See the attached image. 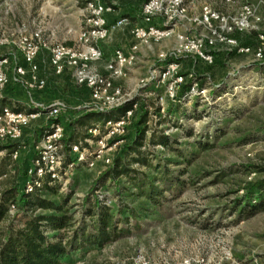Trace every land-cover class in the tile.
Listing matches in <instances>:
<instances>
[{"label":"rangeland","instance_id":"1","mask_svg":"<svg viewBox=\"0 0 264 264\" xmlns=\"http://www.w3.org/2000/svg\"><path fill=\"white\" fill-rule=\"evenodd\" d=\"M3 1L0 0V4ZM7 1V17L14 20L21 18L26 11L21 5L25 0ZM38 1L29 0V10L32 19L39 23L42 14L41 8L36 7ZM60 1L63 12L72 13L79 20L78 35L92 27L84 1ZM148 1H142L137 7L140 20L132 26V32L136 28H143L168 30L171 35L162 39L150 36L145 41L137 40L133 35L134 41L129 44V52L125 54L127 57L132 55L134 59L125 68L124 75L114 81L116 86L122 88L125 100L138 103V109L130 121L105 139L103 145H99L100 140L97 139L104 136L85 130L88 138L83 147L92 154L101 150L102 157L93 168L84 167L82 170L77 166L67 170V181H62L59 187L63 194H73L70 204H83V200L96 187L94 185L99 176L111 166L124 147L134 141L137 131L145 128V125H140L145 115L149 118L146 126L151 128L147 137L151 136L152 130L158 136L167 135L177 142L178 149L189 154L191 162L186 164L173 151L162 146L152 148L161 163L170 162L168 168L176 172L174 175L180 176L183 169L188 171L181 177V181L187 185L167 193L166 202L157 206L147 199L131 195V192L117 193L108 181L95 192V196L99 203L112 210L111 214L130 220V234L101 247H85L62 258L63 263L264 264V210L241 218L240 210L237 211L241 205L243 208L264 203V60L259 62L252 54H241L231 47L214 45L204 47L212 58L209 64L196 52H184L182 41V37L195 41L208 36L206 28L199 23L205 9L233 24L242 19V8L247 4L257 6L263 15L261 0H163L159 11L150 19L145 16ZM103 3L111 9L104 16L107 37L98 43L104 53L102 45L109 39L111 28L129 26L130 22L128 20L126 24L116 26L120 21L127 20L119 17L123 11L121 6L115 0H103ZM183 9L184 13L181 12ZM111 15L119 17L113 24H110ZM49 34L46 35L44 31V38L67 45L66 36L57 39L49 37ZM261 34H264V18L257 28L236 33L234 37L242 46L254 47ZM0 49L9 56L17 55L14 47L0 45ZM116 50L124 52L122 49ZM42 52L48 53L47 50ZM98 62L96 66L102 70ZM171 64L177 65L178 69L164 77ZM180 76L183 79L178 83ZM70 80L68 84L59 82V91L50 93L47 102L38 97L47 89V80L44 90L30 93L21 85L10 84L0 91V99L19 86L22 89L20 100L29 108L37 104L60 109L56 121L65 128L66 139L73 130L70 126L82 115L100 114V104L94 101L91 92L75 85L72 75ZM192 88L195 92H192ZM76 93L77 97L81 96L78 100L72 97ZM126 109L117 108L106 112L105 116L118 117ZM42 116L43 123L39 122L36 127H45V132L50 121L48 116ZM33 140L30 134L17 143L20 147L30 144L17 156L20 168L16 170L19 172L16 175L19 174L21 179L26 177L25 182L15 185L20 195L27 182V171L32 168L24 167L21 163L28 149H32ZM199 141L208 144V149L197 145ZM67 148L65 153L69 151ZM72 155L65 162V168L76 160ZM142 171L156 176L152 170L143 168ZM118 184L124 187L125 179L119 178ZM10 185L1 184V188L8 189ZM40 193L46 200L59 203L57 197ZM128 209L135 210L136 216H130ZM120 210L121 215L118 213ZM51 213L39 210L35 214ZM21 216L17 206L10 211V219L3 226L10 221L19 224Z\"/></svg>","mask_w":264,"mask_h":264},{"label":"built area","instance_id":"2","mask_svg":"<svg viewBox=\"0 0 264 264\" xmlns=\"http://www.w3.org/2000/svg\"><path fill=\"white\" fill-rule=\"evenodd\" d=\"M86 3V11L89 14V23L92 27L84 30L78 35V41L73 46L65 43L53 42L44 38V27L40 23L32 31L26 26H20L12 33H7L0 26V45L14 47L18 55L0 57V91L6 86L16 83L24 87L29 93L33 90H44L46 81L40 77V69L38 65L39 54L47 50L50 54V68L56 76H62L66 71H70L75 84L78 87H86L92 94L96 103L100 104L98 112L106 113L114 111L117 108L127 109L122 112L114 120L105 122L104 134L94 129L89 132L98 133L102 138H98L99 145H103L107 137L114 135V131L121 125L131 120V117L138 109V103L125 100V95L121 87L116 86L114 81L124 75L133 56L127 57L125 52L116 50L114 55L105 66V71L99 70L96 63L103 59L104 53L98 46L100 40L107 36V26L104 16L111 11L103 0H82ZM145 6V16L149 17L159 11L163 0H149ZM264 8V0H261ZM185 12V9L181 11ZM199 23L202 24L208 33V36L201 37L195 41L182 37L183 51L188 53H198L205 62L211 64L212 58L208 55L204 47H212L214 45H225L237 50L241 54H252L259 62L264 60V34L259 35L258 43L254 47L242 46L234 37L236 33H244L249 29H255L259 26L264 18L259 13L258 7L253 4L244 5L242 8V19L236 20L230 24L227 19L220 17L217 13H211L205 9ZM198 21V20H197ZM127 20L120 21L116 26L126 24ZM218 23V26H215ZM171 31L168 30H146L136 28L132 35L137 40L145 41L150 36L157 38L169 37ZM133 49H136L134 47ZM22 58L23 63H19ZM18 59V61H17ZM178 66L171 64L164 73V77L174 73ZM11 72L13 76L11 77ZM180 76L178 83L182 81ZM195 92L194 88L191 89ZM31 111H17L9 107H5L0 112V144L13 143L20 140L23 131L30 126L31 121L41 115L48 116L49 125L44 132L43 141L38 148V157L33 163L31 169L27 171V182L24 186L22 194H16L18 199L22 195H29L33 192H44V185L55 186L64 181L66 183L67 170L74 167L93 168L102 151L98 150L95 154L83 147L86 139L79 144L70 146V152L75 156L76 160H72L67 164L66 161V141L64 137L65 128L56 121L60 109L53 107H45L34 104ZM86 146V145H85ZM15 157H17L15 153ZM0 185V195H1ZM16 209V205L11 206V210Z\"/></svg>","mask_w":264,"mask_h":264},{"label":"trees","instance_id":"3","mask_svg":"<svg viewBox=\"0 0 264 264\" xmlns=\"http://www.w3.org/2000/svg\"><path fill=\"white\" fill-rule=\"evenodd\" d=\"M98 117L107 120L115 118L105 116L104 113L86 114L76 122V125L78 127L90 125L92 121L99 120ZM148 121L149 118L145 115L140 121V125H145V128L137 131L134 141L126 145L111 166L99 176L94 185L97 188L95 187L83 200V204H70L73 194H63L58 185L45 184L43 187L45 195L58 198V204L46 200L38 191L22 195L21 199H17L16 194L19 193V189L15 184H11L8 189L1 188L0 264H65L62 258L73 255L74 252L83 250L85 247H101L129 235L130 220H123L118 215L111 214L112 210L99 203L95 196V192L99 191L108 181L112 183L111 187L116 189L117 193L131 192V195L147 199L157 206L166 202L167 193H173L186 186L185 181H181V177L188 171L183 169L180 176L174 175L176 172L168 168L170 162L161 163L152 148L162 146L173 151L186 164L191 162L189 154H186L185 150L178 149L177 142L172 141L167 135L158 136L152 130L151 136L147 137L151 129L146 126ZM94 129L104 134L106 132L105 123L89 126V130ZM83 137L82 139V137L73 135L68 142L70 145L84 143L88 137L86 134ZM197 145L205 149L209 147L202 141H199ZM14 149L15 147L8 148L9 157L5 159L7 162L4 167L0 168V173L3 172L1 175L9 165ZM143 168L152 170L156 176L152 177L143 172ZM119 178L125 179L124 187L117 185ZM2 184L8 185L6 182ZM132 190L135 192L132 193ZM12 205L18 206V212L22 213L20 223L16 225L14 221H10L3 226L5 221L10 219ZM39 210L52 213L50 215L35 214ZM238 210H240V218L254 215L264 210V203L250 204L243 208L241 205ZM118 213L121 215L122 210ZM128 213L132 217L136 216L135 210L128 209ZM78 214H80L79 218H76Z\"/></svg>","mask_w":264,"mask_h":264},{"label":"crops","instance_id":"4","mask_svg":"<svg viewBox=\"0 0 264 264\" xmlns=\"http://www.w3.org/2000/svg\"><path fill=\"white\" fill-rule=\"evenodd\" d=\"M115 1L119 6H121V10H123L120 13L119 17H125L127 21L129 20L130 25L111 28L109 39L106 40L102 45L103 51L105 53V57L103 60L98 62L103 72L105 71L104 68L106 64L112 58L116 49H122L126 53L129 52V46H130L129 44H131L134 41V36L132 35V26L136 25L138 20H140L138 18L139 16L137 13V10H138L137 7L144 0H115ZM29 3H30L29 0L22 1L21 5L23 8H26V11L23 12V16L21 18H17L16 20L7 17V15L9 14L8 8H7L9 5L8 1L4 0L0 4V13H2V15H0V26L3 28L4 31H6L7 33H12L13 31L17 30L20 26H26L27 28H29L30 31H32L40 23L41 25L44 26L45 34L47 35L50 33L48 35L49 37L51 36L53 38L63 39L64 36H66L68 38V42H67L68 46H73L77 43L78 38H79L78 37L79 26H80L79 20H77L75 15H73L72 13L67 14L63 12V8H62L63 4L60 0H39L38 1V3L36 4V7L41 8V14H42V20L39 23L35 19H32L30 15V10H29L31 5ZM2 8L4 12L2 11ZM73 16L75 18H72ZM119 17L117 15L115 16L111 15L109 17L110 24L115 23ZM14 28L16 29L14 30ZM39 55L40 56L38 58V65L40 69V77L44 80H47V89L44 92H42L41 95H39L38 97L43 102H47L50 99L49 97L50 93H52L53 91L54 92L59 91V88H57L59 86V82L62 83L63 81H65L64 82L65 84H68L69 82H71L72 80V79L70 80L71 72L65 73L63 74L62 77L58 78L50 68V54L47 52H41ZM3 56H9V54L5 53L3 49H0V57H3ZM18 62L23 63L22 58H20ZM13 74L14 73L11 72V77L13 76ZM20 92H22V89H20V87L17 86L13 92L10 91L8 94L3 96V98L0 99V112L5 107H9L12 110H17V111H31V108H29L27 104L25 105L20 100L21 98ZM75 95L76 96H72V97L75 98L76 100L81 98V96L77 97L78 95L77 93ZM83 116L85 115H82L81 117ZM114 117H117V116H114ZM42 118L44 117L41 115L38 118L32 120L30 126L27 127L23 131V136L20 138V140L15 141L13 143H9V145H0V168H3L4 164L7 162L5 159L9 157L8 148L15 147L14 152L12 153V157L9 160V165L5 168V171L3 169L4 174L1 175L3 172L0 173L1 184L2 182H6L9 184L16 185L19 182H25L26 177L21 179L19 174L16 175V172H18L16 170L17 169L19 170L20 165L17 161L18 157H15V153L17 156H19V153L24 148H27L30 144L25 147H20L19 144L17 143H20L21 140H24V138H26V136H29L30 134L32 135V138H34L32 142L34 143L32 146V149H28V151L25 153L23 163H21L22 166L31 168L33 166L34 161L38 157L37 155L38 148L40 147L43 141L42 137L44 134L45 127H42V126L36 127L39 124V122L42 121ZM79 119L81 118H78L72 124V126H70L72 127L73 130L71 133H69L66 136V139H65L66 147H68L67 149H69L68 153L67 152L65 153L66 161L70 160L69 157L71 155V152H70L71 145L69 144L68 140H70L71 136L76 135L81 138L82 135L85 134V130L89 129L90 125L91 126L98 125V124L103 125L107 120L106 118L100 117L99 119L98 117L99 120L92 121L90 125L78 127L76 125V122ZM32 128L34 129L30 133L29 131Z\"/></svg>","mask_w":264,"mask_h":264}]
</instances>
